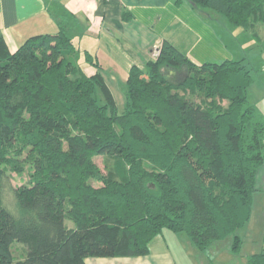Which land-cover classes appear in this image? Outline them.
Wrapping results in <instances>:
<instances>
[{"label":"trees","instance_id":"obj_1","mask_svg":"<svg viewBox=\"0 0 264 264\" xmlns=\"http://www.w3.org/2000/svg\"><path fill=\"white\" fill-rule=\"evenodd\" d=\"M187 1L242 30L264 22V0ZM57 23L15 49L0 33V185L23 171L11 155L28 154V182L15 188L22 218L0 199V264L144 255L163 230L200 252L233 234L235 258L264 163V113L248 100L244 58L195 64L164 40L144 68L130 67L119 112L70 20ZM95 155L114 163L103 172ZM245 260L264 264V250Z\"/></svg>","mask_w":264,"mask_h":264},{"label":"crops","instance_id":"obj_2","mask_svg":"<svg viewBox=\"0 0 264 264\" xmlns=\"http://www.w3.org/2000/svg\"><path fill=\"white\" fill-rule=\"evenodd\" d=\"M61 14L70 20L69 32L79 49H87L96 58L115 103L125 100L130 67L144 68L164 40L195 64L244 58L254 78L247 92L253 99L248 100L257 106L264 102V22L242 30L223 18H208L187 0H0V33L8 47L15 49L30 36L55 33ZM82 69L87 75L96 72L89 63ZM255 186L252 209L258 205L264 211V163L256 171ZM250 219L260 222L261 214ZM187 247L196 248L183 234L163 230L150 240L147 254L87 256L85 263L204 264L188 255ZM219 248L222 245L213 249Z\"/></svg>","mask_w":264,"mask_h":264},{"label":"rangeland","instance_id":"obj_3","mask_svg":"<svg viewBox=\"0 0 264 264\" xmlns=\"http://www.w3.org/2000/svg\"><path fill=\"white\" fill-rule=\"evenodd\" d=\"M221 28V27H220ZM82 65H85V62H81ZM77 76L76 74H71V77ZM251 88V87H250ZM253 95L254 97H257L258 91L254 88L253 89ZM250 93V92H248ZM249 97V100L253 99L252 95L247 94ZM251 96V97H250ZM224 104L227 103V101H223ZM258 107L264 112V102H257ZM118 111L121 112L123 110L124 100L121 102H116ZM27 151L23 150L21 154H12V158L16 160L15 164H21L23 166V171L20 174H17L15 171L7 170L2 177L1 185H0V199L2 204L9 209L14 217L16 219H21L23 216V212L19 209L18 201L16 198L15 188L26 184L28 182V171H27V164L26 162V156ZM94 162L100 167V169L104 172L105 169L110 168L114 163L113 157H107L104 155H95L92 157ZM94 186L100 185V182L91 181ZM259 207V208H257ZM254 207L252 209V216L253 218L258 219L259 214H261V219L259 221H249V226L246 228V234L244 229H240L235 231V233L242 239V242L240 244L239 251L237 253V256L235 258L232 255L231 252V244L233 241V234L229 235V238L225 239V242L222 243V248L219 249H213L210 247V249L205 250L204 252H200L195 249L188 248L187 254L190 255V253L193 255L194 260L196 261H202L204 264H232L230 261L233 260V264H243L246 260V256L250 253L259 252L264 250V211L262 210L263 206ZM261 208V209H260ZM255 220V219H254ZM186 236L185 234H183ZM247 237H246V236ZM187 237V236H186ZM189 239V238H188ZM191 242V241H190ZM226 244L229 245L226 246ZM21 248L24 250V247L20 245ZM190 246V245H189ZM226 246V247H224ZM227 249L229 251H227ZM194 253V254H193ZM192 257V258H193ZM229 261V262H228Z\"/></svg>","mask_w":264,"mask_h":264},{"label":"built area","instance_id":"obj_4","mask_svg":"<svg viewBox=\"0 0 264 264\" xmlns=\"http://www.w3.org/2000/svg\"><path fill=\"white\" fill-rule=\"evenodd\" d=\"M158 50H159V48L156 50V52H154V57H155V55L157 54ZM154 57H153V58H154Z\"/></svg>","mask_w":264,"mask_h":264}]
</instances>
